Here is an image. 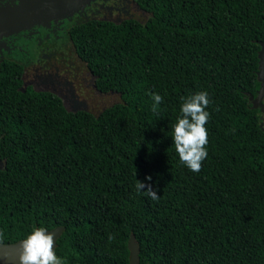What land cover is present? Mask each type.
<instances>
[{"label":"trees","instance_id":"16d2710c","mask_svg":"<svg viewBox=\"0 0 264 264\" xmlns=\"http://www.w3.org/2000/svg\"><path fill=\"white\" fill-rule=\"evenodd\" d=\"M143 2L145 21L75 29L99 87L121 95L98 114L0 82V242L63 226V264H129L131 238L139 264H264V124L250 100L264 0ZM198 92L208 155L192 172L172 129Z\"/></svg>","mask_w":264,"mask_h":264},{"label":"flooded vegetation","instance_id":"af4514ba","mask_svg":"<svg viewBox=\"0 0 264 264\" xmlns=\"http://www.w3.org/2000/svg\"><path fill=\"white\" fill-rule=\"evenodd\" d=\"M22 1L0 0V82L11 77L22 92L52 93L65 107L78 111L91 108L90 90L96 95L116 92L99 87V76L76 43L75 29L90 21H145L151 12L143 0H90L71 14H55L34 23L24 20ZM14 21H20L21 26L6 30Z\"/></svg>","mask_w":264,"mask_h":264},{"label":"clouds","instance_id":"9594fccd","mask_svg":"<svg viewBox=\"0 0 264 264\" xmlns=\"http://www.w3.org/2000/svg\"><path fill=\"white\" fill-rule=\"evenodd\" d=\"M155 103L152 110L155 112L162 101V96L152 93ZM210 104L207 92H198L189 97L180 108L182 117L173 125V140L180 162L192 172H199L202 161L208 153V133L205 127L209 113L206 111ZM191 118V119H189ZM147 179L151 180V176ZM143 187L139 182L137 190ZM148 194L157 199L149 187ZM54 234L45 228H37L24 242V252L20 256V264H63L54 251Z\"/></svg>","mask_w":264,"mask_h":264},{"label":"water","instance_id":"95a60500","mask_svg":"<svg viewBox=\"0 0 264 264\" xmlns=\"http://www.w3.org/2000/svg\"><path fill=\"white\" fill-rule=\"evenodd\" d=\"M89 2L90 0H23V10L26 13V17L24 20H28L29 23H34L39 21L40 19H43V17L49 18L53 17V15L55 14L65 16L80 8H83ZM20 21H14L13 23L5 26V29L10 31L17 29L21 26ZM260 46L261 48L259 50L258 80L260 81L261 85L256 96L250 95V100L252 101V105L254 108L259 107L261 111H264V41L260 42ZM67 110L72 112L78 111L77 109L68 108ZM4 164L5 162L0 160V168H2ZM63 229V226H57L53 229L47 230L48 232L54 234V251L56 249L58 239L63 232ZM24 241L25 240H20L15 243L0 242V264H20V256L24 252ZM129 248L131 251L129 264H139L138 246L134 238H131L129 242Z\"/></svg>","mask_w":264,"mask_h":264},{"label":"rangeland","instance_id":"374dc122","mask_svg":"<svg viewBox=\"0 0 264 264\" xmlns=\"http://www.w3.org/2000/svg\"><path fill=\"white\" fill-rule=\"evenodd\" d=\"M137 15L140 16L141 18H145L144 16H142L140 12H138ZM88 98H89L88 102L91 107L89 108V111L95 114H98L104 108L121 101L120 93H116V92H114L113 94H107V95H100V94L96 95L94 94V92L90 90V92L88 93ZM263 103H264V98H263ZM260 113H261L262 121L264 124V111Z\"/></svg>","mask_w":264,"mask_h":264}]
</instances>
